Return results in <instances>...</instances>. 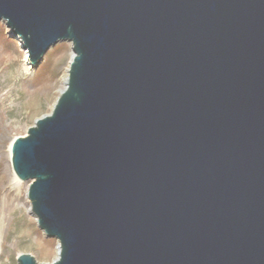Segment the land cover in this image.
<instances>
[{
	"label": "water",
	"instance_id": "1",
	"mask_svg": "<svg viewBox=\"0 0 264 264\" xmlns=\"http://www.w3.org/2000/svg\"><path fill=\"white\" fill-rule=\"evenodd\" d=\"M0 23L33 68L70 45L9 146L50 264H264V0H0Z\"/></svg>",
	"mask_w": 264,
	"mask_h": 264
},
{
	"label": "rangeland",
	"instance_id": "2",
	"mask_svg": "<svg viewBox=\"0 0 264 264\" xmlns=\"http://www.w3.org/2000/svg\"><path fill=\"white\" fill-rule=\"evenodd\" d=\"M70 56V45L59 43L33 68L28 52L0 23V264H16L22 254L39 264L55 259L57 242L45 238L30 214L29 182L13 185L8 150L14 138L24 137L36 119L51 111Z\"/></svg>",
	"mask_w": 264,
	"mask_h": 264
},
{
	"label": "bare ground",
	"instance_id": "3",
	"mask_svg": "<svg viewBox=\"0 0 264 264\" xmlns=\"http://www.w3.org/2000/svg\"><path fill=\"white\" fill-rule=\"evenodd\" d=\"M9 33H10V32H9ZM13 38H15V37H13ZM15 39L19 42L20 46H22L20 40H19L18 38H15ZM66 78H67V74H65V75L63 76V82H65ZM8 153H9V155H10L9 150H8ZM12 181H13V185H15V186H18V185H19V180H18L15 176H13V180H12ZM57 245H58V244H57ZM57 252H58V246L56 247L55 258L57 257Z\"/></svg>",
	"mask_w": 264,
	"mask_h": 264
}]
</instances>
